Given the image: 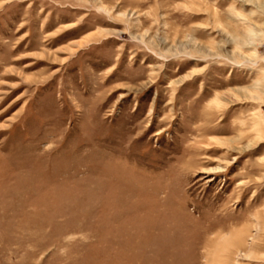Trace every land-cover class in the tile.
<instances>
[{"label":"rangeland","instance_id":"374dc122","mask_svg":"<svg viewBox=\"0 0 264 264\" xmlns=\"http://www.w3.org/2000/svg\"><path fill=\"white\" fill-rule=\"evenodd\" d=\"M261 7L0 0V264H264Z\"/></svg>","mask_w":264,"mask_h":264},{"label":"bare ground","instance_id":"6f19581e","mask_svg":"<svg viewBox=\"0 0 264 264\" xmlns=\"http://www.w3.org/2000/svg\"><path fill=\"white\" fill-rule=\"evenodd\" d=\"M251 2H254V3H256L257 5L258 4H260L262 7H261V9H263V7H264V2H261L260 3V0H250ZM260 8V7H259ZM234 245V244H233ZM239 245V244H238ZM235 246V245H234Z\"/></svg>","mask_w":264,"mask_h":264}]
</instances>
